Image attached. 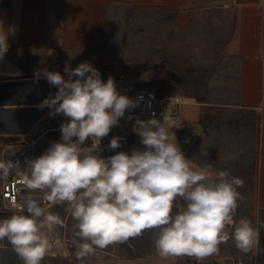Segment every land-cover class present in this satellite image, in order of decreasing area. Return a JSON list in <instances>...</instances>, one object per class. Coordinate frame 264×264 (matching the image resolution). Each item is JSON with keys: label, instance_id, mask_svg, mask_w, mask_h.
<instances>
[{"label": "crops", "instance_id": "obj_1", "mask_svg": "<svg viewBox=\"0 0 264 264\" xmlns=\"http://www.w3.org/2000/svg\"><path fill=\"white\" fill-rule=\"evenodd\" d=\"M117 3L170 8L175 12L173 35L161 40L158 56H151V81L131 79L132 70H119L117 66V90L130 98L141 88L155 87L160 94L192 98L189 102L170 104L159 119L162 121L166 115L174 122L168 129L169 134L176 137L193 169L210 166L213 172L226 170L230 176L244 182L238 189L241 199L234 223L247 218L257 232V244L251 252H242L231 238L233 227L228 226L227 242L207 260L223 255L228 261L235 260V264H264V0H217L215 3L202 0H10L8 10L0 18V38L7 40L3 57L20 72H56L59 68L64 71L66 66L74 69L82 62H89L100 73L115 72L106 58L105 33L111 6ZM209 11L217 13L208 16ZM213 23L222 24L224 28L219 32L223 36L217 38L208 33V26ZM209 38L213 44H206ZM193 41L202 42V47ZM126 61L125 56L120 60ZM222 62L227 65L220 64ZM217 63L218 78L209 80L207 74ZM184 69L190 73L186 81L194 80L195 84L190 81L185 89L172 91L173 72L182 73ZM6 82L2 91H20L14 96L16 103L29 101L20 93L28 86H37L22 84L23 81ZM57 92L58 87L54 86L51 96ZM42 99H46L45 95ZM48 113L53 114V109L48 107L26 132H0V139L7 140L18 133L27 137L37 135L30 139L35 143L38 156L42 155L52 142L62 139L61 122L39 132L38 129L47 124L43 120ZM54 116L59 121L64 117L62 114ZM50 131L54 133L46 135ZM122 149L120 143L115 151L100 150L99 154L106 158ZM62 206L66 209L63 215ZM54 211L65 222L66 227L60 231L65 234L66 248L71 253L74 221L66 205H56ZM158 231L145 230L141 236L127 242L96 249L95 255L80 262L203 264L204 261L189 256L161 258L155 248Z\"/></svg>", "mask_w": 264, "mask_h": 264}, {"label": "clouds", "instance_id": "obj_2", "mask_svg": "<svg viewBox=\"0 0 264 264\" xmlns=\"http://www.w3.org/2000/svg\"><path fill=\"white\" fill-rule=\"evenodd\" d=\"M6 52L7 40L0 38V57ZM64 71L67 79L59 72L45 73L58 92L41 104L68 118L61 125L62 139L26 162L27 194L19 202L13 199L11 214L0 218V250L10 246L22 264H42L59 242L53 239L57 229L66 227L51 211L56 205H66L74 221L78 260L149 229L159 230L155 248L161 258L189 256L203 262L227 242L228 226L239 250L254 249L252 223L247 218L234 223L241 178L210 166L193 169L169 134L174 122L166 115L162 121H136L143 149L101 156V140L136 102L117 90L111 76L102 80L89 62ZM119 147V137H113L109 148ZM13 167L0 159V176L7 177Z\"/></svg>", "mask_w": 264, "mask_h": 264}, {"label": "rangeland", "instance_id": "obj_3", "mask_svg": "<svg viewBox=\"0 0 264 264\" xmlns=\"http://www.w3.org/2000/svg\"><path fill=\"white\" fill-rule=\"evenodd\" d=\"M205 2H216L217 0H202ZM10 5V0H0V18L3 14L8 10ZM217 11H209L208 16H214ZM174 9L170 8H157V7H132L129 4L117 3L111 6L109 17L107 20L106 26V58L108 60V65L112 67V70L115 72H107L100 73L101 78L107 80L110 76L114 79L115 84L117 83V79L119 74L116 72L117 66H119V70H132L133 73H130L131 79H139L140 81H151V56L155 57L159 54V45L161 40L166 37H170L174 33ZM227 20V19H226ZM216 24H210L208 26V33L217 38L223 36L224 34L219 31L222 28ZM221 28V29H220ZM210 37V36H209ZM196 46L199 48L202 47V42L193 41ZM211 38L206 44H213ZM125 56L127 61L120 62L122 57ZM201 58V57H200ZM199 58V59H200ZM105 60V58H102ZM136 60L139 62H131V60ZM138 59V60H137ZM55 60V59H54ZM222 65H227V63L222 62ZM121 66V67H120ZM179 68V66H176ZM174 70V68H172ZM189 69V68H188ZM217 69L218 63L215 67L209 70L207 76L209 80H212L217 77ZM4 72V71H3ZM0 72V81H4V79L13 78H35L41 77L45 79V73H29V72H20L16 75V73L9 72ZM56 72L61 73L65 79L66 73L61 69H57ZM130 72V71H129ZM189 71L173 72L172 78V91L179 89H185V85L190 81L194 85V80L186 81V77ZM194 73V72H192ZM190 76V73L188 74ZM75 78V77H74ZM40 80V81H41ZM47 80V79H46ZM22 80H14V82H18ZM40 81L36 82L35 87L28 86L27 89L23 90L20 95H24L26 99H32L35 101H43V89L39 84ZM9 82V81H8ZM13 82V81H11ZM157 89V88H156ZM158 90V89H157ZM54 92V85H52V93ZM18 94V92H16ZM52 95V94H51ZM18 96V95H17ZM68 118L63 117L59 118L55 117L54 114L48 113L43 120V122H47V124L43 125L42 128L38 129L39 132L44 131L45 127L57 126L60 122L63 124ZM43 122L41 124H43ZM24 133V132H23ZM54 133L53 131L47 132L46 135ZM37 136V135H36ZM35 135H31L27 137L25 134H15L12 137H9L7 140L0 139V153L2 151L3 145L7 143L14 142L19 140V138H24L27 142H33L32 139L36 137ZM32 138V139H30ZM35 157L38 156L36 152L35 143L33 142ZM3 176H0V189L2 183ZM61 215L66 213V209L64 206L61 207ZM11 212L4 207L3 200L1 198L0 193V218L7 217ZM58 242L59 248L55 247L53 250L45 256L43 261H48L50 264H83L78 260L75 256L76 253L73 251L76 250L75 246H70L71 253H68L66 248V240ZM2 257V255H1ZM0 264H14V259L10 260L9 257L7 259L3 258ZM217 258L221 261L214 262L213 264H235V260L228 261L227 258H224L223 255H217ZM211 260V259H210ZM18 264H22V261Z\"/></svg>", "mask_w": 264, "mask_h": 264}, {"label": "built area", "instance_id": "obj_4", "mask_svg": "<svg viewBox=\"0 0 264 264\" xmlns=\"http://www.w3.org/2000/svg\"><path fill=\"white\" fill-rule=\"evenodd\" d=\"M130 99L136 102V106L127 109L124 116L112 127L109 135L101 140V151L112 152L116 150L109 148L110 141L113 137H119L123 148L122 151L130 153L133 149H143L144 145L140 143L141 138L134 130L136 121L138 119L148 120L153 117L159 119L160 113L168 109L170 104H181L190 101L185 100L184 96L179 94H160L155 87L141 88L130 96ZM131 144L134 145V148H130ZM33 148V142H27L24 138H19V140L7 143L2 147L0 159L12 161L14 164L8 176L3 177L0 189L4 207L9 211L11 210L13 199L19 202L21 197L27 194V190L23 183V173L26 171V162L35 157ZM32 194L37 195V193ZM51 211L55 213L54 207L51 208ZM57 233L58 235L53 236L54 240H58L59 242L61 240H66L65 234L61 232L60 229H57ZM210 261L213 264L214 261L217 262L219 259L214 258ZM42 264L50 263L48 261H42Z\"/></svg>", "mask_w": 264, "mask_h": 264}, {"label": "water", "instance_id": "obj_5", "mask_svg": "<svg viewBox=\"0 0 264 264\" xmlns=\"http://www.w3.org/2000/svg\"><path fill=\"white\" fill-rule=\"evenodd\" d=\"M42 79V80H46ZM41 77L23 79L22 84L31 85L40 81ZM41 80V81H42ZM21 82V81H20ZM15 83L14 81L12 84ZM17 83V82H16ZM4 82L0 81V132H26L42 116L47 106L41 107L43 101H14L19 90L2 91ZM19 94V93H18ZM7 98V99H6ZM10 98V99H9ZM204 264H212L205 260Z\"/></svg>", "mask_w": 264, "mask_h": 264}, {"label": "bare ground", "instance_id": "obj_6", "mask_svg": "<svg viewBox=\"0 0 264 264\" xmlns=\"http://www.w3.org/2000/svg\"><path fill=\"white\" fill-rule=\"evenodd\" d=\"M3 71L4 72H9V73H12V74L16 73V75L18 73H20V69L18 67H16L14 64H12L6 57L2 56V57H0V72H3ZM23 79H28V78L13 79V80H9V82L12 83L11 81L23 80ZM6 83H8V82H6ZM40 83L43 84V85H41V84H39V85L43 89V93L45 95V98L50 97L51 96V92H52V84H50L48 82V80H42V81H40ZM40 86H39V90H40ZM184 98H185V100H193L192 98H190L188 96H184ZM58 245H59L58 243L54 244L53 248L58 247ZM1 255H2V257H1ZM0 257H1V260L3 258L7 259L8 257H9L10 260L14 259V264H18L19 262H21V260L17 256V254L11 249L10 246H9V248L7 250H0Z\"/></svg>", "mask_w": 264, "mask_h": 264}]
</instances>
